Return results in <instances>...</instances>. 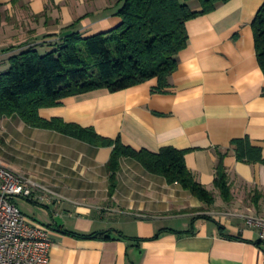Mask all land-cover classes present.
Masks as SVG:
<instances>
[{"label": "crops", "instance_id": "obj_1", "mask_svg": "<svg viewBox=\"0 0 264 264\" xmlns=\"http://www.w3.org/2000/svg\"><path fill=\"white\" fill-rule=\"evenodd\" d=\"M119 2L0 0V74L13 56L31 46L48 51L68 30L91 36L118 27ZM263 4L231 0L189 21V45L178 57L167 94L153 93L155 79L115 93L69 97L40 111L45 119L120 137L136 150H189L187 167L215 197L219 154H226L234 199L227 203L220 196L221 206L214 204L229 211L225 216H197L195 208L204 203L132 159L122 160L111 196L106 166L112 148L31 128L18 116L0 120V163L64 198L31 202L43 207L35 217L22 211L53 229L49 264H263L264 242L247 218L264 216V164L240 162L231 147L233 140L249 137L264 157V72L253 31ZM188 5L202 10L199 0ZM25 11L31 31L16 20ZM8 143L11 157L4 151ZM251 194H258V205Z\"/></svg>", "mask_w": 264, "mask_h": 264}, {"label": "trees", "instance_id": "obj_2", "mask_svg": "<svg viewBox=\"0 0 264 264\" xmlns=\"http://www.w3.org/2000/svg\"><path fill=\"white\" fill-rule=\"evenodd\" d=\"M190 1L120 0L116 15L122 22L118 27L91 36L68 30L48 51L31 46L13 56L9 70L0 74V120L18 116L31 128L54 131L99 148H112L106 166L111 196L117 187L122 160L132 159L150 174L163 177L169 185L181 186L200 202L213 206L214 193L186 165L189 150L173 147L157 153L136 150L120 137L105 138L94 128L68 123L62 118L45 119L40 114L42 109L60 106L69 97L96 90L115 93L155 79L157 86L153 87V93H169L170 79L179 66L178 57L189 45L187 23L231 0H199L202 10L197 12L189 7ZM253 31L264 72V4L255 17ZM231 147L240 162L264 164L262 148L255 146L249 137L233 140ZM219 155L215 189L230 203L234 197L230 176L223 165L226 154ZM253 200L258 205V197ZM104 237L110 238L107 234ZM119 238L125 237L120 233Z\"/></svg>", "mask_w": 264, "mask_h": 264}, {"label": "built area", "instance_id": "obj_3", "mask_svg": "<svg viewBox=\"0 0 264 264\" xmlns=\"http://www.w3.org/2000/svg\"><path fill=\"white\" fill-rule=\"evenodd\" d=\"M47 203L64 198L31 177L0 163V264H49L52 228L32 222L15 200ZM264 242V217L249 216ZM263 264H264V249Z\"/></svg>", "mask_w": 264, "mask_h": 264}, {"label": "rangeland", "instance_id": "obj_4", "mask_svg": "<svg viewBox=\"0 0 264 264\" xmlns=\"http://www.w3.org/2000/svg\"><path fill=\"white\" fill-rule=\"evenodd\" d=\"M24 17H27L26 11L22 12L21 14L19 13V16L16 17V20L18 22H20V24L23 25L25 28H29V30L31 31L32 26H31V24L28 23L29 22L28 19H25ZM11 147L13 148V144H11V143H8V145L4 146V151L10 157H11V155L12 156L15 155L12 152ZM257 195L258 194H255V195L251 194L250 196L253 199L254 197H258ZM219 199H220V195L216 196V201L218 203H215V205L218 204V206L220 207L221 206V201ZM15 203L18 205V207L21 209V211H23L25 214H27L28 216H31V217H35V213L36 212L38 213L39 210L43 208L42 206L39 207V205H34L30 201L24 200L23 198H20V197H18L15 200ZM215 205H213L212 207L204 205L205 207H203L201 209L200 208H195L194 211H195V213H198L197 216H209L210 215V216L218 217L219 215L225 216L227 213H229V211H227L226 209L216 207ZM247 214H249V213L247 212ZM37 215H39V214H37ZM254 216L264 217V216H261V215H254Z\"/></svg>", "mask_w": 264, "mask_h": 264}]
</instances>
